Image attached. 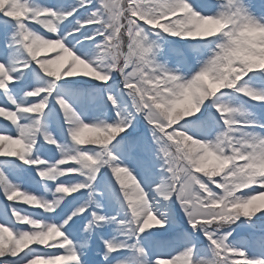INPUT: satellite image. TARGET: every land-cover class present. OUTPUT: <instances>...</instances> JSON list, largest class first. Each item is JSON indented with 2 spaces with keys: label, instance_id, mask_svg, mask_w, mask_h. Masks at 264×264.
Here are the masks:
<instances>
[{
  "label": "snow or ice",
  "instance_id": "obj_1",
  "mask_svg": "<svg viewBox=\"0 0 264 264\" xmlns=\"http://www.w3.org/2000/svg\"><path fill=\"white\" fill-rule=\"evenodd\" d=\"M0 14V190L43 210L0 205V264H264V174L248 171L264 121L244 99L264 104V16L246 0H0ZM173 37L194 55L174 60ZM51 46L65 65L41 56ZM153 229L173 233L157 252Z\"/></svg>",
  "mask_w": 264,
  "mask_h": 264
},
{
  "label": "rangeland",
  "instance_id": "obj_2",
  "mask_svg": "<svg viewBox=\"0 0 264 264\" xmlns=\"http://www.w3.org/2000/svg\"><path fill=\"white\" fill-rule=\"evenodd\" d=\"M51 1V3L53 4V6H57V7H60V6H64V7H67V6H71V5H73L75 2V0H50ZM253 1H256V0H246V2L249 4L250 2H253ZM258 16H264V11H263V13H261L260 15H258ZM51 39H54V38H51ZM178 39V38H177ZM175 44H173L172 45V47H174L175 48V46H174ZM52 47V49H53V51H44V52H42L41 53V55L42 56H46V55H49L48 57L49 58H55L56 56H57V54L59 55V57H61V56H63V55H65V60H63L62 58H60V59H56V63L53 65V67H60V66H63V65H65V63H66V61L68 60V59H70L68 56H67V54H65V53H63V52H60L59 51V48H58V46H51ZM49 53H51V54H49ZM177 54V53H176ZM80 70H84L83 69V66H80ZM72 79H79V80H87L88 78H86V77H77V78H72ZM93 83H98V82H93ZM13 111H14V109H13ZM254 112V111H253ZM256 113V112H255ZM256 115H257V117H260L261 116V114L260 113H256ZM10 122V121H9ZM87 122V121H86ZM12 129H13V132H10V133H8V134H14V126H12ZM85 135L87 136V135H90V133H85ZM13 149L15 148V147H18V146H15V145H13V146H11ZM210 187H212V186H210ZM254 187V185L253 186H250V188H253ZM213 188V187H212ZM23 190V189H22ZM214 190V189H213ZM262 190H264V189H262ZM215 191V190H214ZM250 192V189H248L247 190V193H249ZM37 193H39V191H38V189H37ZM251 194H253V195H257L258 196V199L257 200H255L254 202H253V204L254 205H257V206H260V205H264V197H259V194L258 193H251ZM7 199V198H6ZM21 203H26L25 201H23V200H19ZM27 204V203H26ZM2 205V204H1ZM29 205V204H28ZM30 206H32L33 208H36V207H38V206H35V205H30ZM176 210H177V207H176ZM262 211H264V208H262L261 209V211L259 212V213H261ZM181 213H182V210H181ZM183 215V214H182ZM180 219H182V218H180ZM183 220V219H182ZM184 220H186V221H184V222H186L187 223V219H184ZM153 223H155L154 221H153ZM7 226V225H6ZM190 226V225H189ZM161 230H164V229H161ZM239 231H237V233H234V235H238V234H240V232L242 231V230H240V229H238ZM172 235H173V233L172 232H170L169 231V233H168V235L166 236V237H164L163 239L165 240V242L166 241H168V240H170L171 238H172ZM161 240V239H160ZM165 242L164 243H160L159 244V240H158V243H156V247H155V249H154V251L153 252H157V251H159V250H161L162 248H164L165 246H166V244H165ZM145 244H146V246L148 247V240H146L145 241ZM175 255H179V253L178 252H176V253H174ZM163 259H165L166 261H168V260H170V258H168V257H165V258H163ZM244 258L243 257H238V260H243ZM36 264H43V261H37L36 262Z\"/></svg>",
  "mask_w": 264,
  "mask_h": 264
},
{
  "label": "clouds",
  "instance_id": "obj_3",
  "mask_svg": "<svg viewBox=\"0 0 264 264\" xmlns=\"http://www.w3.org/2000/svg\"><path fill=\"white\" fill-rule=\"evenodd\" d=\"M248 31H251L249 29ZM248 37L245 35L241 40L238 41V48L236 50L237 55H244L247 56L251 51L246 44ZM44 45L38 44L37 47H41ZM243 112H238L237 115H242ZM249 172L256 173V174H264V157L258 158L253 165L248 169Z\"/></svg>",
  "mask_w": 264,
  "mask_h": 264
},
{
  "label": "bare ground",
  "instance_id": "obj_4",
  "mask_svg": "<svg viewBox=\"0 0 264 264\" xmlns=\"http://www.w3.org/2000/svg\"><path fill=\"white\" fill-rule=\"evenodd\" d=\"M63 57V58H62ZM60 58H62L63 60H65V55L61 56Z\"/></svg>",
  "mask_w": 264,
  "mask_h": 264
}]
</instances>
